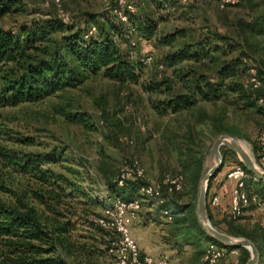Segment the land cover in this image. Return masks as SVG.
Masks as SVG:
<instances>
[{"label":"trees","instance_id":"16d2710c","mask_svg":"<svg viewBox=\"0 0 264 264\" xmlns=\"http://www.w3.org/2000/svg\"><path fill=\"white\" fill-rule=\"evenodd\" d=\"M175 1L138 0L133 3L132 11L124 7L127 22L119 19L114 12L117 2L111 0L105 10L81 11L78 22H67L62 17L47 14L14 29L0 24V109L22 102H36L59 90L75 87L91 73L101 72L115 83H138L141 65L146 63L138 50L134 56L131 55L134 49L131 39L141 35L151 40L154 61V47L172 48L177 39L186 36V32L178 27L159 31V24L163 20L159 11L167 3ZM142 3L149 8L142 6ZM21 10L19 0H0V21ZM248 25L253 33L264 35L263 14H258ZM92 27L94 30L90 31ZM131 27L135 30L131 31ZM226 37L215 32L214 43L210 35H206L194 42H186L173 51L165 50L157 66L164 68L186 60L212 59L211 52L220 49L216 42H224ZM252 67L259 81L257 85L249 82V69ZM238 76H242V80H238ZM215 78L213 83L206 80L205 74H199L191 93H175L162 99L153 104L154 111L157 114L175 113L192 106L195 95L213 100L230 92L241 101L242 108H253L264 116L263 58H255L245 51L242 55L223 59L216 69ZM164 85L165 81L159 80L141 84V87L160 93L169 90L170 87ZM67 116L75 121L84 120L78 112ZM0 140V190L5 193V196H0V264H81L89 243L85 240L87 234L82 233L80 228L86 229L92 238L100 239L107 252L109 241L117 233L97 222L105 204L96 198L91 187L81 182V173L70 168L73 175L70 178L55 172L50 165L62 160L55 148L43 152L14 146L33 143V139L6 125L1 113ZM6 141L12 142V145ZM238 163L249 174L247 188L264 195V180L255 178L241 161L238 160ZM115 176L116 173L106 178L104 185L109 193L126 200L140 197L137 194L144 180L133 177L118 185ZM183 188L184 177L180 191L167 194L166 189L161 190L164 202L157 204L154 199L150 200L159 205L161 211L164 208L170 210V221L184 226L182 233L185 242L194 244L199 239L213 241L227 249L240 250L244 254L242 261H246L249 257L246 248L224 245L203 229L192 202L184 203L172 198V194L180 193ZM207 214L211 218L208 206ZM231 228L229 222L226 229ZM246 236L256 245L259 262L262 263L264 234Z\"/></svg>","mask_w":264,"mask_h":264},{"label":"rangeland","instance_id":"374dc122","mask_svg":"<svg viewBox=\"0 0 264 264\" xmlns=\"http://www.w3.org/2000/svg\"><path fill=\"white\" fill-rule=\"evenodd\" d=\"M110 2L62 0L61 6H56L50 0H19L22 10L4 17L0 24L14 29L47 14L65 18L67 22H78L81 11L105 10ZM159 12L163 16L159 31L178 27L186 32V36L177 39L172 48L154 47V61L141 65L138 83H115L101 72L91 73L75 87L59 90L36 102L1 108L0 113L6 125L33 139V143L14 146L43 152L55 148L62 160L50 167L70 178H73L70 168H75L81 173V182L97 193L96 198L99 199L98 195L103 192L108 193V197L115 196L107 191L106 178L117 173L126 163L137 160L151 181L183 174L185 189L172 194V198L192 202L196 211L200 175L208 163L214 139L219 134L234 136L255 159V140L264 130V116L253 108H242L241 101L230 92L213 100L195 95L192 106L175 113L157 114L153 104L175 93H191L199 74H205L206 80L214 83L216 69L223 59L242 55L245 51L264 59V35L253 33L248 25L258 14L264 16V0H240L225 8L218 6V0H187L186 3L176 0L167 3ZM215 32L227 37L224 42H216L220 49L211 52L212 59L186 60L164 68L157 66L165 50L173 51L206 35H210L214 43ZM237 79L242 80V76ZM159 80H164V86L170 87L168 91L157 93L141 87V84ZM75 112L82 114L84 120L75 121L67 116ZM6 143L12 145L10 141ZM221 150L224 151L221 168L238 163V156L228 146L221 145L222 154ZM137 195L143 198L145 206L154 203L140 193ZM0 196H5L1 190ZM207 206L212 214L210 222L223 231L244 237L264 234L262 227L252 223L247 215L234 219L228 211L223 214L210 207L208 200ZM229 222L232 228L227 230ZM80 229L87 234L85 240L89 243L80 263L112 264L102 241L92 238L86 229ZM196 248L204 251L202 243ZM243 255L237 250L236 254L226 257L225 264H232L231 258L237 259V264H244ZM186 256L184 250V264L185 258H190ZM262 261L257 264H264V258Z\"/></svg>","mask_w":264,"mask_h":264},{"label":"built area","instance_id":"2783aa9c","mask_svg":"<svg viewBox=\"0 0 264 264\" xmlns=\"http://www.w3.org/2000/svg\"><path fill=\"white\" fill-rule=\"evenodd\" d=\"M56 6H61L62 0H50ZM138 0H116L117 7L114 12L122 22H127V14L124 13V7L130 11L134 9L133 3ZM186 3L187 0H179ZM240 0H218V6L225 8L229 5H235ZM66 20L65 18H62ZM131 31L135 30L133 27ZM94 27L90 31H93ZM131 55L136 54V50L143 54V61L147 64L153 61V44L151 40L141 35H135L131 39ZM162 67V65H159ZM249 82L257 85L259 81L255 76V69H249ZM102 122V121H101ZM256 157L254 159L256 165L264 170V130L260 131L256 136ZM139 178L144 182L139 187V192L148 199H154L157 204L164 202L162 189H166L167 194L173 191H180L183 186V177L181 174L173 176H164L160 180L151 181L146 178L143 166L137 160H132L123 165L116 173L115 180L118 185H122L125 179ZM227 177L234 183L230 195V203L228 213L232 218H238L247 215L250 221L259 224L264 229V195L253 190H249L246 180L249 174L242 164L237 163L232 166ZM108 203H105L101 210V214L97 217V222L107 228L114 229L117 236L109 241L107 253L111 258L112 264H172L167 253L151 255L140 250L136 240L130 234V224L138 217V213L142 207V199L133 197L130 200L123 199L119 196L107 197ZM208 204L210 207L219 205L220 196L217 193L208 196ZM165 218L170 221L172 214L169 209L162 210ZM236 249H227L218 245L213 241H208L202 254V260L206 264H225V259L230 254H236ZM234 259L232 264H237ZM183 264V263H177Z\"/></svg>","mask_w":264,"mask_h":264},{"label":"crops","instance_id":"0c3cea01","mask_svg":"<svg viewBox=\"0 0 264 264\" xmlns=\"http://www.w3.org/2000/svg\"><path fill=\"white\" fill-rule=\"evenodd\" d=\"M146 5L142 3L144 7ZM230 168L223 167L217 170L215 176L211 179L208 190L209 195L219 194V205L212 208L217 211L220 210L223 214L228 211L230 195L234 187V183L227 177ZM95 194L97 196L96 192ZM106 194L108 195V193L103 192V195H98L100 201L104 204L108 197ZM158 206L156 203H148L146 206L142 203L138 217L130 224V234L136 240L140 250L151 255H158L162 252L167 253L172 264L183 263L185 250V255L187 253V256L190 257L188 260L185 258V264H205L202 260L203 250L199 252L196 247L202 243V249H204L207 240L199 239L194 244L185 242L182 233L184 226L168 221L162 214L161 209H158Z\"/></svg>","mask_w":264,"mask_h":264},{"label":"water","instance_id":"95a60500","mask_svg":"<svg viewBox=\"0 0 264 264\" xmlns=\"http://www.w3.org/2000/svg\"><path fill=\"white\" fill-rule=\"evenodd\" d=\"M221 145H226L232 151H234L238 156L239 161H241L246 166V168L254 174V177L264 180V170L256 165L253 157L248 152V150L244 148L243 144L234 136L228 134H219L212 143L208 163L200 175L199 193L196 204V216L203 229L211 237L219 240L224 245L240 246L246 248L249 252V257L244 264H257L260 255L254 242L248 237L235 236L215 227L210 222L207 214L208 183L211 177L217 170L220 169L222 165L223 156L220 152ZM208 164L211 165L208 167Z\"/></svg>","mask_w":264,"mask_h":264},{"label":"bare ground","instance_id":"6f19581e","mask_svg":"<svg viewBox=\"0 0 264 264\" xmlns=\"http://www.w3.org/2000/svg\"><path fill=\"white\" fill-rule=\"evenodd\" d=\"M246 149V148H245Z\"/></svg>","mask_w":264,"mask_h":264}]
</instances>
